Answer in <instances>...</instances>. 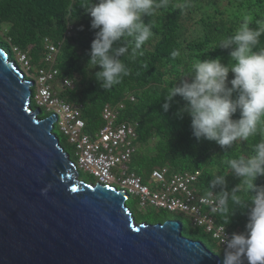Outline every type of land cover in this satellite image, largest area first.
<instances>
[{
	"label": "trees",
	"instance_id": "trees-1",
	"mask_svg": "<svg viewBox=\"0 0 264 264\" xmlns=\"http://www.w3.org/2000/svg\"><path fill=\"white\" fill-rule=\"evenodd\" d=\"M93 2L0 0V46L9 52L11 59V52H16V47L26 52L31 63L28 71L36 77L38 70L46 66L48 44L57 45L59 52L55 66L60 75L55 87L59 96L68 102L83 105L85 131L92 135L104 125L103 109L106 105L115 108L117 122L136 123V151L129 167L145 182L151 181L153 169L168 167L170 174L200 170L195 184V190L200 194H206L211 174L227 175L229 190L238 184L239 178L229 174L231 170L227 161L252 154L253 146L264 136L256 135L247 141L236 142L228 149L221 148L214 141H197L192 134L190 116L185 113L184 118L179 119L175 115L185 101L175 97L179 103H173L167 112L161 105L164 102L163 91L172 83L190 80L188 73L198 60L220 56L223 63L229 62L228 50L216 48L219 41L238 30L245 20L250 27H256L257 21H264V0H169L167 8L157 9L154 15L143 17L144 23L151 27L152 36L141 49L143 55L132 56L129 46L128 52L120 57L128 75L108 91L100 88L95 79L99 66L93 67L88 63L96 30L91 29V17L85 10ZM260 40L264 44V35ZM174 50L179 52L175 59L171 56ZM65 78L72 80V84L63 85L60 81ZM231 78L232 73H229ZM32 90L35 95V85ZM40 108L44 117L43 108H47ZM238 117L239 112L233 118ZM259 127L264 131V121ZM64 136L68 146L76 151L69 138ZM59 138L66 149V144ZM75 163L81 178L85 171ZM256 183L264 186V176L259 177ZM219 190L215 189L216 192ZM241 194L246 198V194ZM153 209L157 219L144 220L151 223L167 220L160 216L162 210ZM216 220L223 224L219 215H216ZM246 222L247 210L237 207L230 223L225 226L239 233L245 230ZM193 227L194 235L188 233L186 236L202 241L221 258L223 264L224 247L219 240L205 228Z\"/></svg>",
	"mask_w": 264,
	"mask_h": 264
},
{
	"label": "water",
	"instance_id": "water-1",
	"mask_svg": "<svg viewBox=\"0 0 264 264\" xmlns=\"http://www.w3.org/2000/svg\"><path fill=\"white\" fill-rule=\"evenodd\" d=\"M9 56L0 46V264H222L180 220L138 221L127 190L82 180Z\"/></svg>",
	"mask_w": 264,
	"mask_h": 264
},
{
	"label": "clouds",
	"instance_id": "clouds-1",
	"mask_svg": "<svg viewBox=\"0 0 264 264\" xmlns=\"http://www.w3.org/2000/svg\"><path fill=\"white\" fill-rule=\"evenodd\" d=\"M168 4L169 0H94L85 10L91 17V29L96 30L88 63L100 68L94 74L100 88L108 91L128 75L120 57L128 52L129 46L132 56L143 55L141 49L152 36L143 17L154 15ZM262 35L264 21H257L256 27H250L246 20L242 22L238 30L222 38L216 47L228 50L229 62L223 63L220 56L195 62L188 73L190 80L172 83L163 91V111L179 103L175 101L179 96L185 104L177 108V118L183 119L187 113L197 141H214L224 149L256 135L264 136L259 127L264 121ZM178 55L176 50L171 53L173 59ZM237 112L239 117L233 118ZM227 163L229 174L240 182L229 190L227 175L211 174L206 202L211 205L210 211L220 216L224 227L237 207L247 210V222L243 232H234L230 237L223 228L219 238L225 246L223 264H264V186L256 183L264 176V139L253 146L252 154Z\"/></svg>",
	"mask_w": 264,
	"mask_h": 264
},
{
	"label": "built area",
	"instance_id": "built-area-1",
	"mask_svg": "<svg viewBox=\"0 0 264 264\" xmlns=\"http://www.w3.org/2000/svg\"><path fill=\"white\" fill-rule=\"evenodd\" d=\"M15 50L23 68L30 69L28 54L17 47ZM58 52L57 45L48 44L46 66L38 70L34 80L36 93L33 99L40 107H46L50 114L57 115L55 125L76 147L79 168L103 184L127 190L130 196L137 198L141 207L182 212L189 216L193 226L205 228L217 240L221 237L223 228L230 237L234 232L217 222L216 214L210 211V203L206 202V194L195 190L200 170L170 174L168 167L155 168L149 183L130 170L129 162L136 151V123L117 122L115 108L106 105L103 109L104 125L94 135L85 131L83 105L64 100L56 90L55 84L60 75L55 66ZM60 82L65 86L72 84V80L68 78Z\"/></svg>",
	"mask_w": 264,
	"mask_h": 264
},
{
	"label": "rangeland",
	"instance_id": "rangeland-1",
	"mask_svg": "<svg viewBox=\"0 0 264 264\" xmlns=\"http://www.w3.org/2000/svg\"><path fill=\"white\" fill-rule=\"evenodd\" d=\"M11 56H12V60L15 61V63L18 66H20V68L22 70H24V73L26 74V77L28 79H35L34 75L32 76V74L28 70L23 68L22 63L19 61L18 56H17L15 51L11 52ZM32 105L34 106V108L38 107L35 99H33ZM42 115L44 117H47L50 115V113L45 108H43ZM54 131L56 134H58L61 137L62 141L66 144L67 152H69V154H71V156L75 160V162H77L78 160H77L76 151L72 150L68 146V143L65 142L66 140H65V136L63 135L64 133L59 129V127L57 125H56ZM81 179L87 180V181H93L94 180L97 182V179L93 175H91L87 172H84L82 174ZM127 204L130 207V209L132 210V212L134 213L136 220L146 221L144 219L149 218L151 221H154L155 219H157V215L155 214V210L153 208H150V207H146V208L141 207L138 203L137 198H135L134 196H132L128 199ZM160 216L163 218H166V219L177 218V219L182 220L184 222L183 234L187 235L188 233H190L191 236L194 235V232L192 230L194 227H193V225L189 219V216H187L186 214H184L182 212H177V211L170 212V211L162 210L160 212Z\"/></svg>",
	"mask_w": 264,
	"mask_h": 264
}]
</instances>
